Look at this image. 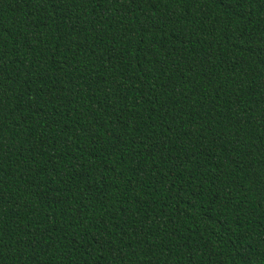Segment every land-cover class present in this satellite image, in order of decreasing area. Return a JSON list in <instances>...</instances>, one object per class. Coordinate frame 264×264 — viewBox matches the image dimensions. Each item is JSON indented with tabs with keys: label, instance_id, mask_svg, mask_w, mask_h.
I'll list each match as a JSON object with an SVG mask.
<instances>
[{
	"label": "trees",
	"instance_id": "16d2710c",
	"mask_svg": "<svg viewBox=\"0 0 264 264\" xmlns=\"http://www.w3.org/2000/svg\"><path fill=\"white\" fill-rule=\"evenodd\" d=\"M0 264H264V0H0Z\"/></svg>",
	"mask_w": 264,
	"mask_h": 264
}]
</instances>
